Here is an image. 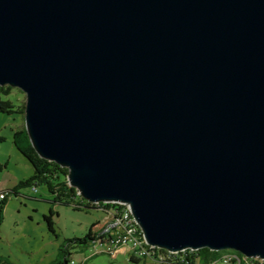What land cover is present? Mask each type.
<instances>
[{
    "label": "water",
    "instance_id": "95a60500",
    "mask_svg": "<svg viewBox=\"0 0 264 264\" xmlns=\"http://www.w3.org/2000/svg\"><path fill=\"white\" fill-rule=\"evenodd\" d=\"M0 85L148 244L264 259V0H0Z\"/></svg>",
    "mask_w": 264,
    "mask_h": 264
},
{
    "label": "rangeland",
    "instance_id": "374dc122",
    "mask_svg": "<svg viewBox=\"0 0 264 264\" xmlns=\"http://www.w3.org/2000/svg\"><path fill=\"white\" fill-rule=\"evenodd\" d=\"M8 98L17 108L27 100L26 93L17 87ZM22 129H26L23 113H0V190H17L5 205V217L0 227V264H51L62 258L60 248L67 239L82 238L103 230L107 213L100 208H77L73 204L49 202L47 200H54V195L45 184H39L36 190L33 185H21L22 180L34 174L33 166L15 145V131ZM51 207L58 213L55 216L57 235L44 221V215ZM72 245L76 246L70 249L75 261L87 255L90 260L86 264H141L132 263L122 255L117 259L109 254L95 255L93 245Z\"/></svg>",
    "mask_w": 264,
    "mask_h": 264
},
{
    "label": "trees",
    "instance_id": "16d2710c",
    "mask_svg": "<svg viewBox=\"0 0 264 264\" xmlns=\"http://www.w3.org/2000/svg\"><path fill=\"white\" fill-rule=\"evenodd\" d=\"M14 87L8 85H0V113L11 114L14 112H21L25 114V103L18 107L14 104L8 97L11 95ZM26 129L15 131V145L18 150L27 158L30 164L34 168V174L25 180L20 182L21 185L30 184L33 187H37L39 184H45L48 188L47 190L54 195V200H47L49 202H59L60 204L70 205L73 204L77 208H100L108 213L112 209L120 206L118 203H91L87 199L82 197L74 186H71L68 182L67 175L69 174V169L67 167H62L60 164L54 161L45 160L41 157L36 150L32 147L31 140ZM25 133V134H24ZM22 137V138H21ZM0 167L1 164H0ZM8 192L9 195L12 193L17 194L15 189L1 190ZM0 191V192H1ZM9 198L0 203V227L5 217V205ZM58 213L50 208L48 214L44 215V221L48 225V228L53 234L57 235L55 216ZM100 231H96L93 234L86 235L82 238H71L67 239L66 243L60 248L62 258L51 264H71L73 257L71 252L72 244H84V246L89 247L90 245H95L98 242L105 244V239L107 237L97 236ZM81 250V249H79ZM234 251L236 256L240 259V264H264V259L260 258H246L243 254L238 251L229 250H211L209 248H201L199 250L187 249L183 252H178L177 254H172L165 249L156 248V258L162 262V257H165L166 262H172V264H217L219 258L223 254ZM226 255V254H225ZM155 256V255H154ZM246 260V261H245ZM174 261V262H173ZM131 262L138 263L139 259L131 257ZM234 262V260H233ZM226 263V262H225ZM113 264V263H110Z\"/></svg>",
    "mask_w": 264,
    "mask_h": 264
},
{
    "label": "built area",
    "instance_id": "2783aa9c",
    "mask_svg": "<svg viewBox=\"0 0 264 264\" xmlns=\"http://www.w3.org/2000/svg\"><path fill=\"white\" fill-rule=\"evenodd\" d=\"M34 190L37 187L33 188ZM9 196L8 192H0V203L6 200ZM120 206L112 209L107 213V219L103 231L97 236L108 237V244H102L95 248V252H105L109 254L118 253L122 248L129 249L134 257L149 258L154 260L156 253L155 246L149 245L142 234V229L137 225L130 205L119 203ZM174 254L173 252H171ZM233 264V259H228L226 263ZM76 264V263H71ZM162 264H172L166 262L165 257H162Z\"/></svg>",
    "mask_w": 264,
    "mask_h": 264
},
{
    "label": "bare ground",
    "instance_id": "6f19581e",
    "mask_svg": "<svg viewBox=\"0 0 264 264\" xmlns=\"http://www.w3.org/2000/svg\"><path fill=\"white\" fill-rule=\"evenodd\" d=\"M137 225H138V223H137ZM142 234H144L143 231H142ZM105 244H108V237L105 239ZM100 245H101V242H98L97 244H95V248L100 247ZM225 254H223V256L221 258H219L217 261H215V263H217V264H218V262L219 263H225L228 259H233L235 264H240V259L236 256L234 251L228 252V253H225ZM171 255H172V253H171ZM246 258H248V257H246ZM154 260L157 262V264H162V262H160L156 258V255L154 256ZM72 263H77V262L75 260H72Z\"/></svg>",
    "mask_w": 264,
    "mask_h": 264
},
{
    "label": "crops",
    "instance_id": "0c3cea01",
    "mask_svg": "<svg viewBox=\"0 0 264 264\" xmlns=\"http://www.w3.org/2000/svg\"><path fill=\"white\" fill-rule=\"evenodd\" d=\"M1 190H5V189H1ZM121 255L127 257L129 259V261L131 262V253H130L129 249L122 248L121 250L118 251V253L113 254L112 257L117 259ZM89 260H90V256L86 255L83 259L77 260V262L79 264H86V262H88ZM139 263H141V264H154L151 260H146V258L145 259H139Z\"/></svg>",
    "mask_w": 264,
    "mask_h": 264
},
{
    "label": "clouds",
    "instance_id": "9594fccd",
    "mask_svg": "<svg viewBox=\"0 0 264 264\" xmlns=\"http://www.w3.org/2000/svg\"><path fill=\"white\" fill-rule=\"evenodd\" d=\"M38 189V188H37ZM10 196L11 195H9L8 196V198H10ZM113 203H118V202H113ZM119 204V203H118ZM139 225V224H138ZM141 228V227H140ZM101 231H103V230H101ZM100 231V232H101ZM143 231V230H142ZM96 232V231H95ZM144 233V232H143ZM145 236V235H144ZM145 238V237H144ZM146 240V239H145ZM150 245V244H149ZM95 246V245H94ZM153 246V245H152ZM156 247V246H155ZM157 248H160V247H157ZM190 249V248H189ZM166 250V249H165ZM187 250V249H186ZM191 250V249H190ZM229 250V249H228ZM232 250H234V249H232ZM169 251V250H168ZM183 251H185V250H183ZM183 251H181V252H183ZM169 252H171V251H169ZM232 252V251H231ZM99 253H102V254H109V253H105V252H95V250H94V254H99ZM173 253H175V252H173ZM178 253V252H177ZM177 253H175V254H177ZM235 253V252H234ZM236 254V253H235ZM109 255H113V254H109ZM245 256V255H244ZM131 257H134V256H132L131 255ZM245 257H247V256H245ZM134 258H136V259H145V258H138V257H134ZM249 258V257H248ZM254 258H259V257H254ZM249 259H251V258H249ZM260 259H262V258H260ZM73 260H75V259H73ZM146 260H151L154 264H157V262L155 261V260H153V259H149V258H146ZM76 262H77V260H76ZM76 264H79L78 262L76 263ZM218 264H222V263H218ZM229 264H232V263H229Z\"/></svg>",
    "mask_w": 264,
    "mask_h": 264
}]
</instances>
